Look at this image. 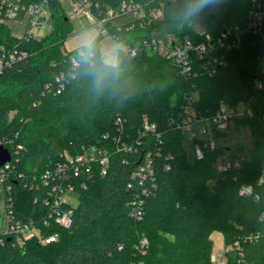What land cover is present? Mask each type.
<instances>
[{
    "label": "trees",
    "instance_id": "trees-1",
    "mask_svg": "<svg viewBox=\"0 0 264 264\" xmlns=\"http://www.w3.org/2000/svg\"><path fill=\"white\" fill-rule=\"evenodd\" d=\"M47 1L52 29L40 40H18L0 22V43L19 44L30 53L0 74V141L12 156L3 185L15 215L60 239L51 245L34 239L23 249L7 242L0 245V264H212L214 232L221 233L226 246L241 240L245 261L264 264V185H258L264 165V89L255 86V80L264 81V44L252 36L249 45L222 53L225 65L216 75L193 79H184L171 61L144 45L162 29L178 40L202 41L197 24L213 36L244 26L250 0H88L96 17L124 2L161 8L163 15L122 25L110 21L107 35L100 33L89 46L70 52L63 44L72 34L71 21L59 0ZM106 36L129 50H119L114 64L101 51ZM243 102L254 114L234 124L250 130L251 146H229L218 137L203 160L188 162L185 136L170 129V119L186 105L198 117H210L221 103L236 107ZM117 117L132 139L148 119L158 126L162 141L148 135L137 153L117 152L112 146L119 135ZM93 145L110 148V169L104 177L83 179L85 188L75 180L79 201L70 206L72 228L64 230L45 203L54 197L55 181L43 183L40 176L62 163L65 153L77 156ZM147 154L153 158L154 183L146 182L142 194L131 176ZM226 157L238 159L240 166L219 171ZM246 185L260 200L240 195ZM137 192L144 200L140 220L130 216ZM257 233L258 241L244 242ZM142 238L149 242L145 255L137 250ZM234 262L230 255L228 264Z\"/></svg>",
    "mask_w": 264,
    "mask_h": 264
},
{
    "label": "built area",
    "instance_id": "built-area-1",
    "mask_svg": "<svg viewBox=\"0 0 264 264\" xmlns=\"http://www.w3.org/2000/svg\"><path fill=\"white\" fill-rule=\"evenodd\" d=\"M71 2V9L66 12L68 20L73 21L80 16L85 17L88 21L93 20L102 35L108 34L107 23L113 22L119 16L130 14L134 17V20L145 22L158 20L163 15L161 8H149L135 2H124L119 7L108 9L104 14L100 13L96 17L92 13L90 1L72 0ZM26 15L30 17V29L23 38L17 39L26 41L40 40L38 37L40 25L47 17H51L48 1L0 0L1 23L5 24L7 20L20 19ZM196 32L200 37H203L202 41L188 38L178 40L168 35L173 38L168 43L152 38L145 41L144 45L147 49L171 61L179 69L180 75L184 79L197 78L200 74L213 77L225 65L222 53L234 52L249 45L252 42V36L259 37L261 43L264 44V3L262 0H250V9L244 26H230L222 30L217 36L207 33L202 26L200 30L196 29ZM119 50L129 52L121 43H116L115 61ZM131 54L135 55V51L132 50ZM29 55L30 53L19 44L0 43V74L13 67L17 62L27 59ZM73 62L76 65V62ZM60 86L63 88V83ZM255 86L257 89L263 90L264 81L255 80ZM253 114V108L250 103L244 102L236 107L221 103L218 112L210 117H198L196 112L186 105L177 117L170 119L169 126L172 131L180 132L193 140L198 147L195 151V159L203 160L205 152L214 150L217 146L216 139L218 137L216 132L227 133L236 120L251 118ZM115 124L119 135L112 140V146L117 152L125 154L137 153L139 146L148 135L156 141H162V133L159 131L158 126L148 121V119H144L141 129L133 139L129 134H125L121 117H117ZM5 145L6 142L4 140L0 141V151L6 149ZM18 149H21V147L19 146ZM63 156L64 161L58 163L54 169H47L43 172L40 180L43 183H47L53 178L55 181L53 186L54 197L51 201L46 200L45 203L51 204L50 218L54 216V221L60 228L69 230L73 226V211L70 208L73 205L68 203L67 198L72 194H77L75 180L81 181L79 184L80 188H85L86 183L82 182L83 179H90L95 175L99 177L106 176L111 166L112 151L107 146L98 147L93 145L77 156H70L68 153ZM11 162L12 156L11 161L0 168L2 180L7 178V172L12 168ZM239 166L240 161L238 159L226 157L224 160L219 161L218 169L225 172L232 167L237 168ZM131 177L138 180L139 188L142 189V194H145L144 185L146 182L154 183V165L151 154L146 155L144 163L132 173ZM258 185H264V165L258 179ZM128 188L133 190V184L129 183ZM142 194L139 192L134 193V197L130 202V216L133 219L140 220L144 216ZM240 195L253 197L256 201L260 200V196L255 193L252 185L242 186ZM6 204L8 211L7 227L0 236V245L10 242L13 247L23 249L27 242L34 239H38L43 245H51L59 241L60 235L58 233L43 235L40 228L32 220L25 221L15 215L9 199H6ZM62 206L67 207V209L62 210ZM262 218L264 219V214ZM44 224L48 226L49 222L45 221ZM260 236L259 233L246 235L244 242L252 243L258 241ZM148 245V239L142 238L137 246L138 252L141 255H145ZM230 255L234 256L235 264H250L245 261L241 240L235 241L230 246H226L223 240L218 253L213 252L211 262L212 264H228Z\"/></svg>",
    "mask_w": 264,
    "mask_h": 264
},
{
    "label": "rangeland",
    "instance_id": "rangeland-1",
    "mask_svg": "<svg viewBox=\"0 0 264 264\" xmlns=\"http://www.w3.org/2000/svg\"><path fill=\"white\" fill-rule=\"evenodd\" d=\"M72 0H59L61 6L65 12H68L71 9V2ZM134 17L130 14H126L123 16H119L113 20V24L115 25H122L133 21ZM5 24L10 29L11 36L21 39L23 38L27 32L29 31L30 27V17L24 16L23 18L16 19V20H7ZM72 26V34L66 39L63 44V49L65 51H73L83 46H89L93 43L101 33L98 26L95 25V21L90 20L88 21L85 17L80 16L77 19L71 21ZM52 29V21L50 17H47L43 20L42 24L40 25V31L38 37L41 39L45 35H47ZM197 30L201 29V25L197 24ZM154 39L161 40L165 43L170 42L173 38L168 36L165 33V30L162 29L159 33L153 34L152 36ZM101 49L104 53H108L106 56V62L112 64V60L110 56L116 48L115 41L109 37H103L101 40ZM227 137L224 139V142L227 143L229 146H235L238 143H243L246 146H251V133L247 127H240L233 123L231 129L227 132ZM183 147L186 152V158L188 162H193L195 160V151L198 149L197 145L191 140L188 136H185L183 140ZM68 203L73 206L78 205V195L72 194L67 198ZM7 204H6V194L5 188L3 185V180L0 175V236L4 233L7 227ZM211 239L214 242V253H218L219 248H221L223 244V237L221 233L214 232L211 235Z\"/></svg>",
    "mask_w": 264,
    "mask_h": 264
},
{
    "label": "water",
    "instance_id": "water-1",
    "mask_svg": "<svg viewBox=\"0 0 264 264\" xmlns=\"http://www.w3.org/2000/svg\"><path fill=\"white\" fill-rule=\"evenodd\" d=\"M216 136L219 138H226L227 133L216 132ZM10 161H11V155L9 151L6 149H2L0 151V168Z\"/></svg>",
    "mask_w": 264,
    "mask_h": 264
},
{
    "label": "crops",
    "instance_id": "crops-1",
    "mask_svg": "<svg viewBox=\"0 0 264 264\" xmlns=\"http://www.w3.org/2000/svg\"><path fill=\"white\" fill-rule=\"evenodd\" d=\"M101 51H102V49H101ZM102 54H103V56L105 57V61H107L106 60V56H108V53H104L103 51H102ZM111 56H110V59L112 60V64H114L115 63V50L113 51V52H111Z\"/></svg>",
    "mask_w": 264,
    "mask_h": 264
}]
</instances>
